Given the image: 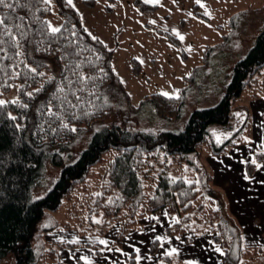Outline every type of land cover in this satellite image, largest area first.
Listing matches in <instances>:
<instances>
[{
    "label": "trees",
    "instance_id": "trees-1",
    "mask_svg": "<svg viewBox=\"0 0 264 264\" xmlns=\"http://www.w3.org/2000/svg\"><path fill=\"white\" fill-rule=\"evenodd\" d=\"M54 2L62 17L61 33L55 36L46 34V28L38 31L50 13V6L40 0H28L30 8L15 12L0 8V13L13 17L9 23L17 22V16L30 22L27 63L45 74L25 72L10 79L11 67L0 73V96L15 92L0 106V262L13 254L14 264L56 263L57 248L72 244L45 242L42 232L57 225L49 212L64 203L70 217L78 213L81 217L63 227L101 235L117 223L114 246L139 218L166 211L177 218L166 228L168 234L208 232L221 249L223 264H258L261 250L244 246L241 229L201 160L244 142L250 116L240 95L247 91L248 99H254L264 93V23L248 53L233 65L218 103L193 110L182 130L168 132L130 122L149 108L161 119H179L200 79L209 77L213 59L225 50L222 44L207 47L203 63L192 69L176 96L151 94L134 106L113 69V50L85 30L66 0ZM140 8L154 9L146 4ZM262 13L264 6L248 9L235 14L229 24L234 29L237 18L242 22ZM4 63L11 66L14 61ZM60 86L62 93L57 92ZM49 107L56 115L48 114ZM105 154L109 158L104 159ZM263 160L264 147L246 163V173L250 175ZM182 164L195 170L192 180L170 175L171 167ZM49 167L59 172L45 187ZM89 176L96 182L95 190ZM36 192L41 195L34 196ZM44 217L49 227L38 226ZM156 245V240L151 242V253ZM127 261L134 264L132 256ZM160 262L176 264L169 256Z\"/></svg>",
    "mask_w": 264,
    "mask_h": 264
},
{
    "label": "rangeland",
    "instance_id": "rangeland-1",
    "mask_svg": "<svg viewBox=\"0 0 264 264\" xmlns=\"http://www.w3.org/2000/svg\"><path fill=\"white\" fill-rule=\"evenodd\" d=\"M88 1L92 2L91 5L86 3ZM136 2H140V6L145 4L143 0H73L74 7L71 6L78 13L85 30L113 50V69L132 105H138L142 98L151 94L167 93V96H176L186 84L185 78L192 69L203 63L207 47L222 44L225 49L213 59L209 77L200 79L198 87L193 90L192 96L183 107L179 119L176 121L161 119L149 108L130 122L137 127L177 132L184 128L193 110L212 107L220 100L230 79L233 65L248 53L253 39L263 25L264 13L252 15L242 22L237 18V26L234 29L229 21L242 11L261 9L264 0H201L204 7L197 4L196 0H158L157 3L146 4L154 7L149 11L142 10ZM205 11L209 15H205ZM47 22L56 27L62 24V17L54 0H51ZM176 33H179L183 40ZM247 95V91H243L240 98L243 103L248 104ZM14 97L15 92L12 90L1 95L0 100L7 101ZM113 119L110 116V120ZM109 156L110 154H105L104 159ZM210 163L212 162L201 160V165L206 170L213 171ZM99 166L100 164L95 165L92 171H96ZM49 172L50 175L45 178V187L49 186L59 170L49 167ZM169 173L171 176L183 177L189 181L196 172L182 164L171 167ZM89 183L91 190H95L96 182L92 176H89ZM40 195V192L34 194ZM67 208L68 206L62 203L57 211L49 212L56 219L57 225L49 224L51 229L42 232V239L45 242L74 243L72 251L66 246L57 248L58 264H64V257H68V252L80 258L82 264H86L84 258H87L89 264H97L89 257L87 253L89 251L93 253L96 251L103 256L108 255L119 260L123 251L129 247L135 248L132 251H135L136 255H129L133 257L135 264L146 263L143 244L138 240L128 239L130 235L128 232L119 246H113L114 250L109 249V245H114L117 223L112 224L101 235L79 232L73 226L63 227L65 223L76 224L81 217L79 213L78 216L70 217ZM154 214L142 216L132 228H147L145 222ZM47 220L44 217L38 226L49 227ZM156 220L151 235L156 233L158 224L159 226L162 224V220L157 218ZM101 240L107 241V244H101ZM137 256L142 262L137 261ZM127 259L125 264H128ZM177 260H180L179 256L173 259L174 263L179 264ZM48 262L52 264L51 261ZM0 264H14V255H7Z\"/></svg>",
    "mask_w": 264,
    "mask_h": 264
},
{
    "label": "crops",
    "instance_id": "crops-1",
    "mask_svg": "<svg viewBox=\"0 0 264 264\" xmlns=\"http://www.w3.org/2000/svg\"><path fill=\"white\" fill-rule=\"evenodd\" d=\"M248 106L250 119L244 142L231 147L222 155H206L203 160L212 162L209 164L213 170H209L212 183L222 192L229 214L239 225L244 246L259 248L262 258L258 264H264V160L257 164L261 166L260 168L256 165L250 175L246 173V163L252 160L256 151L264 147V93L254 99H248ZM156 218L162 220V224L160 226L158 224L156 233L151 235V230L156 226ZM149 219L145 222L147 228H131L132 230L128 231V234L130 233L128 239L138 240L143 244L145 264H160V258L163 256L173 259L179 256L180 260H177L179 264H223L222 252L216 251L219 246L211 240L208 232L190 231L182 235H170L166 232V228L177 218L166 211L156 213ZM157 236L161 239L157 240ZM154 240L157 242L156 250L151 253L150 246ZM66 244H72L66 246L70 251L74 249V243ZM113 246V244L109 245V249L114 250L115 246ZM132 249L135 248H126L119 260L108 255L103 256L96 251L87 253L97 264H125L127 256L136 255ZM173 249L175 252L172 251ZM67 254L68 257H64V264H82L80 258H76L71 252Z\"/></svg>",
    "mask_w": 264,
    "mask_h": 264
},
{
    "label": "snow or ice",
    "instance_id": "snow-or-ice-1",
    "mask_svg": "<svg viewBox=\"0 0 264 264\" xmlns=\"http://www.w3.org/2000/svg\"><path fill=\"white\" fill-rule=\"evenodd\" d=\"M40 2L47 6L51 5V0H40ZM143 2L145 4L157 3L158 0H143ZM66 3L69 6L74 7L73 0H66ZM196 3L199 4L201 7H204V5L201 3V0H196ZM0 8H7L10 9L11 12H15L17 8H30V5L28 3V0H0ZM39 10L40 9H37V11ZM189 15H191V13H189ZM205 15H209V13L205 11ZM12 20L13 17L11 15L0 13V73L6 72L7 69L11 67L13 71L8 73L10 79L20 78L24 75L25 72L32 74L33 76L44 77V73L39 72L36 67H31L27 63L28 53L25 50V45L32 43L30 39V33L32 32V29L29 26L30 22H26V19L23 16H17L15 18L17 22L9 23ZM40 23L43 25V28L38 31L43 32V29L46 28V34L51 36H55L56 34L61 33V28L53 26L50 22L40 21ZM176 34L181 40H183V37L180 36L179 33ZM43 42V40L40 41V43ZM5 61H14V63L9 66L4 63ZM48 79L51 81L54 80L55 77H48ZM80 79L85 80L86 77L80 76ZM39 90L40 89H36V91ZM57 92H64V87H58ZM161 94L165 96L168 95L167 93ZM27 95L31 96L32 93H27ZM12 102L15 103L16 101ZM5 103L7 102L0 100V106L5 105ZM47 112L49 115H56V113L53 112L51 107L47 109ZM236 115L240 114L237 113ZM9 119L16 120L17 118L10 116ZM63 126L67 127L66 124ZM17 127L19 128L20 126L17 125ZM72 130L75 131V129ZM52 131H55V129H53ZM252 163H255V161L253 160ZM257 167L260 168L261 166L257 165ZM245 178L247 179V177ZM156 239L160 240L161 238L157 236ZM100 243L107 244V241L101 240ZM172 251L175 252V249H173ZM216 251L220 252L221 250L217 248ZM84 259L86 261V264H89L87 258ZM136 259L137 261H139L140 257L137 256Z\"/></svg>",
    "mask_w": 264,
    "mask_h": 264
}]
</instances>
